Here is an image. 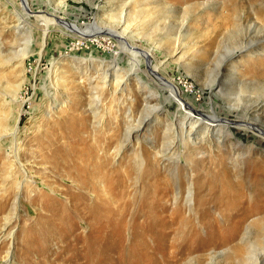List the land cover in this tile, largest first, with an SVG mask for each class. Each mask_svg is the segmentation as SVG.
Segmentation results:
<instances>
[{"label": "rangeland", "instance_id": "374dc122", "mask_svg": "<svg viewBox=\"0 0 264 264\" xmlns=\"http://www.w3.org/2000/svg\"><path fill=\"white\" fill-rule=\"evenodd\" d=\"M26 2L0 0V264H264V0ZM45 11L67 30L128 25L130 43L72 51L66 30L44 42L18 15ZM172 83L255 129L185 143ZM83 166L108 172L109 207L74 189Z\"/></svg>", "mask_w": 264, "mask_h": 264}, {"label": "bare ground", "instance_id": "6f19581e", "mask_svg": "<svg viewBox=\"0 0 264 264\" xmlns=\"http://www.w3.org/2000/svg\"><path fill=\"white\" fill-rule=\"evenodd\" d=\"M20 1L22 3L23 9H26V8L28 9V2H26V0H20ZM65 6L68 9H70V10H74L76 8L77 9L81 8L79 6H75V5L71 4L70 2H65ZM99 7H101V8H109V7L98 5L96 10L92 9L93 13H94V16L92 17L93 19L96 18V15L98 14V12L100 10ZM82 9L88 10L86 8V6L82 7ZM89 12H91V11H89ZM18 16H19L20 20L25 21V22H28V19L33 18L34 21L31 24L32 25H37L38 27H40L42 29V41H44L45 39H47L49 37H52L51 33L54 32V30H57V31L66 30V34H69L71 32L70 35H73V37H74V39L72 38L73 42L71 41L72 42L71 43L72 51H73V49L76 50L79 47H82L81 46L82 44L85 46L86 43H89L90 45H92V44H94V42L102 43V42L106 41L105 43H102V44H106L107 43L108 45H111V44H113V42H122V43L128 44V43H130L129 42L130 40L128 39V36H129L128 34L133 31V27H130L128 25L124 26L122 29L116 28V27H114V28L112 27L111 28V27L106 26V25L104 26L103 24L102 25L98 24V21H92V20H91L92 22H91L90 28H89V26L85 28L82 25H78L77 28H73V29H71L72 30L71 31V30H67L66 28H61V24H63V23L65 24L66 21L62 20L60 17H56V15L54 13H50V11H45V12H41V13L35 12L33 14H19ZM93 23H94V25L92 26ZM72 32H74V33H72ZM60 35L62 37V34H60ZM259 42H260L259 40H249L246 49L247 48L249 49L250 47H253V45H254V47H258ZM41 47H43V45ZM130 49L133 50L134 46H132V47L130 46ZM64 55H65V52L61 53V56L64 57ZM149 55H150L149 57L154 56V50L153 51L151 50ZM232 55L233 54H231V56ZM224 58H223V60H222V58L219 60V62L217 63V66H220L223 63V61H225ZM119 70H120V65L117 63L116 60L113 61L112 69H110V70L107 69L106 70L107 72L105 73V75L102 78L104 80V84L105 85H108V84L111 85L112 84V81L110 79L111 75H112L111 71H113L114 73H117V72H119ZM155 70L158 71V69H155ZM120 72H122V71H120ZM120 72L118 73V75L120 74ZM140 78H141V80H143L144 76L140 77ZM115 82L117 84L113 88V93H116V90L118 89V87L123 85L122 81L120 79H118V77L115 78ZM172 86H173V88L171 89L172 96H174L177 99V102H176L177 104L175 106V111L177 113H180L183 116V118L181 119L179 125H180V128H181L180 132H181V135L183 136V140L185 141V143H190L192 140L196 139L198 137V135H199V132H198L199 129L202 130V134H201L202 137L206 136L207 133L212 135L213 134L212 132H214V133L222 132L223 130H226L227 132H233L236 135L244 134V135L247 136V134H248V132L250 131L251 128L255 129L254 128L255 125L250 123L249 120L246 119V117H241V118L234 117V116L228 117V116H225V115H220V114H215V113L210 114V113H208L206 111H202V110L198 109L193 102L187 101V100L182 99L181 97L178 96L179 93L180 94L184 93V91L183 92L181 91L179 86H177L175 83H172ZM259 104H260V102H258L257 104L254 105V103L250 104L248 101H245V105L241 106V108L244 109L246 112L247 111L249 112V111H251L253 106L255 107V106H258ZM262 104H264V103H262ZM22 105H23V103H22ZM94 112H95V115H98L99 110H97V111L94 110ZM153 112L156 113L155 111H153ZM157 114L158 113H156V115ZM145 117H147V116H145ZM132 118H131V120H133ZM173 119L175 120L176 117H174ZM142 124H143V122L140 121V125L139 126H141ZM15 127H16L17 132H16V130H14V133L12 134L13 137L15 136L14 134H17L20 131L21 127H20L19 120L15 122ZM128 129H129V127H128ZM130 130H131V128L126 133H131ZM171 148H172V146L169 149H171ZM144 153H145V151H144ZM153 161L151 160L150 156H147V159H146V162H145L146 167L144 169V175H143L146 178H150L151 179L152 178L151 173H156L155 172L156 169L153 166ZM83 167L79 170V178L80 179H79L78 185L76 184L74 189H77L78 192H79L81 189L92 188V189L95 190L97 188L98 191H99L98 193H100V194L96 193V197H98L97 200L100 202V206L109 207V206H105V205L103 206L102 203H106V204H109V205L112 204V201H114V199H113V197L110 198L109 194L110 193L115 194L117 192V188H116L115 191L113 190V192L109 191L110 193H106V192H104V190L101 189V184H102V187L104 188V185H103L102 182L109 180L108 172H102V171L94 172L93 168L91 169V168H88V167H87V172H86V167L85 166H83ZM116 174H117V172H116ZM76 175H78V173H76ZM73 177H75V175H73ZM82 177L87 178V180L84 181ZM150 179H148V180H150ZM109 187H110V185L107 186V189ZM196 187H197V185H196ZM68 190H69L68 194L71 193V192H72V194H74V192L71 191L70 188H68ZM69 196H70V198L74 197V195H70V194H69ZM103 198H110V200L109 199L103 200ZM194 199H195V202L203 201L200 196H195ZM103 201H105V202H103ZM119 213H120V211H119Z\"/></svg>", "mask_w": 264, "mask_h": 264}]
</instances>
